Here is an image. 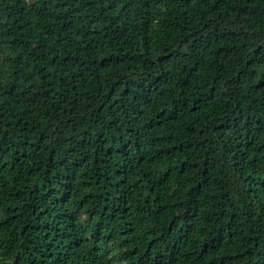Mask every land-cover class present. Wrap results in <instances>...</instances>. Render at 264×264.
Returning <instances> with one entry per match:
<instances>
[{
	"label": "trees",
	"instance_id": "1",
	"mask_svg": "<svg viewBox=\"0 0 264 264\" xmlns=\"http://www.w3.org/2000/svg\"><path fill=\"white\" fill-rule=\"evenodd\" d=\"M0 264H264V0H0Z\"/></svg>",
	"mask_w": 264,
	"mask_h": 264
}]
</instances>
